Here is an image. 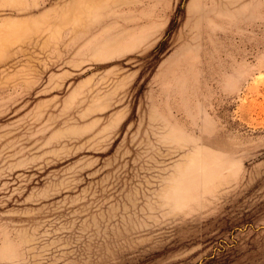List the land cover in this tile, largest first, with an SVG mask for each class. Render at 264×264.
Here are the masks:
<instances>
[{
    "label": "rangeland",
    "instance_id": "obj_1",
    "mask_svg": "<svg viewBox=\"0 0 264 264\" xmlns=\"http://www.w3.org/2000/svg\"><path fill=\"white\" fill-rule=\"evenodd\" d=\"M0 264H264V0H0Z\"/></svg>",
    "mask_w": 264,
    "mask_h": 264
}]
</instances>
